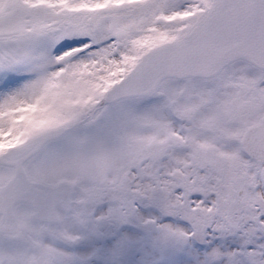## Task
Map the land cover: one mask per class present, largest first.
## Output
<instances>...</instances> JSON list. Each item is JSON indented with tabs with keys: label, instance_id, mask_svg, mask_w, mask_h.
Here are the masks:
<instances>
[{
	"label": "snow or ice",
	"instance_id": "obj_1",
	"mask_svg": "<svg viewBox=\"0 0 264 264\" xmlns=\"http://www.w3.org/2000/svg\"><path fill=\"white\" fill-rule=\"evenodd\" d=\"M0 264H264V0H0Z\"/></svg>",
	"mask_w": 264,
	"mask_h": 264
}]
</instances>
